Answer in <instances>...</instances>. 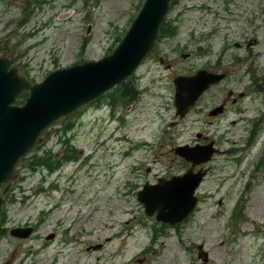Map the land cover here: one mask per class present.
<instances>
[{
    "label": "rangeland",
    "instance_id": "obj_1",
    "mask_svg": "<svg viewBox=\"0 0 264 264\" xmlns=\"http://www.w3.org/2000/svg\"><path fill=\"white\" fill-rule=\"evenodd\" d=\"M145 2L0 0V50L22 76L41 83L56 70L110 55ZM172 3L163 23L171 34L160 37L128 84L138 93L135 107L113 113L108 97L79 107L21 159L44 162L18 164L17 177L0 186V264H109L115 252L112 264H140L138 254L161 247L163 238L151 241L162 228L146 220L137 192L170 165L176 170L178 148L211 141L218 154L207 163L197 209L172 225L168 263H203L204 244L207 263L264 264V0ZM204 69L228 78L169 130L172 78ZM29 228L27 239L12 233ZM100 244L103 250L87 252Z\"/></svg>",
    "mask_w": 264,
    "mask_h": 264
},
{
    "label": "water",
    "instance_id": "obj_2",
    "mask_svg": "<svg viewBox=\"0 0 264 264\" xmlns=\"http://www.w3.org/2000/svg\"><path fill=\"white\" fill-rule=\"evenodd\" d=\"M170 1L146 0L124 40L111 55L57 70L39 84H32L20 76L18 69L11 68L12 58L0 52V185L13 180L19 161L35 148L41 134L53 123L100 98L134 74L154 48L161 24L169 12ZM14 33L15 30L8 37ZM90 33L91 26L87 34ZM253 44H257V40H253ZM165 62L160 58L161 65ZM225 77V74L202 70L193 77L177 78L178 112L182 115L188 113L207 89ZM24 91L30 92V96L24 105L17 106L15 102ZM176 152L195 167L209 163L218 151L211 143L180 147ZM206 174V170L196 173L190 170L171 181L160 180L158 186H145L138 200L148 216L157 215L159 222L181 224L198 206L197 191ZM32 232L33 229L29 228L12 233L27 239ZM102 248L101 244L88 248V251ZM198 251V258L203 264L207 263L208 252L204 244L198 246Z\"/></svg>",
    "mask_w": 264,
    "mask_h": 264
},
{
    "label": "flooded vegetation",
    "instance_id": "obj_3",
    "mask_svg": "<svg viewBox=\"0 0 264 264\" xmlns=\"http://www.w3.org/2000/svg\"><path fill=\"white\" fill-rule=\"evenodd\" d=\"M172 70H173V65H172ZM180 76H186V75H180ZM175 78H176V76L172 78L173 82H174V79ZM216 87L217 86L212 87L211 89L208 90V92L211 93L213 91V88H216ZM172 88H173V101H174L173 102V113H174L175 121H172V118H171V121L169 123L170 126L168 127L169 130H172V125H176L177 124V120H179V119H185L186 118V116L183 117V118H181V116H184V115L180 114L178 112V110L176 109V106H175V93H176V88H175L174 85L172 86ZM107 94L108 93H106L105 95H103L102 97H100L98 100H101V101L106 100V98L108 97ZM131 95H134V96H129V100H131V103L129 105H127V106H124V109L125 110L128 109L129 107H131V109H132L136 105V102L138 100V94H136L134 92ZM241 97L243 98V97H245V95H243ZM107 99H109V97ZM126 99H127V97H126ZM98 100H96V101H98ZM223 105H226V103H224ZM194 108H192L190 110V113H191L192 110L194 111ZM225 110H226V108H225ZM225 110H224V112H225ZM213 111H215V109H213L210 112V115H212V112ZM169 135H170V138H171V135H172L171 131L169 132ZM195 145L199 146L200 144H196L195 143ZM171 146H172V144H171ZM173 153L176 154L177 152L176 153L173 152ZM182 161L183 162H180L179 161L178 163L175 164L176 170H173V165H170L168 167L167 171H165V170L162 171V175H160V174H157L156 175V181H151V182L148 181V182H145L142 186L143 187L144 186H147V185L148 186H158L160 184L159 183L160 180L171 181L174 177H177L178 175L179 176L180 175L182 176V174L185 175L186 172H189L190 170H193L195 172H199L202 169L207 170V168H208V166H207L208 164H206V165H198V166H195L194 167L193 163L187 161V159L182 158ZM143 187H142V189H143ZM143 210H145V207L144 206H143ZM145 218H146V220H152V221L155 220L154 223H157V225L160 228H162V231H160V232H157L156 229L154 230V239L151 240V241H155V238L157 236H160L158 238H163V241H162L163 244L161 243L162 244L161 247H151L152 245L149 246V247H146L145 250H144L145 252L142 253V254H139L137 256L138 258H139V256H140V258L142 257L140 259V264H169L168 263V259L169 260L170 259L172 260V251H171V249L166 248L164 245H170L172 247V224L157 222L156 215L154 217H151V218L145 216ZM146 226H148V224H146ZM149 227L155 228V227H152V226H149ZM163 228H165V230H163ZM167 251H168V256L169 257L166 258L165 257V254H166ZM94 253L95 252H92V255ZM106 255H110V254L107 253ZM119 255H120L119 252L112 253L111 256H110V259H112V260H111V262H108V263L109 264H112L114 262V260H116ZM96 259L97 260H100L101 258L100 257H96ZM201 264H203V263H201ZM207 264H210V262L207 263Z\"/></svg>",
    "mask_w": 264,
    "mask_h": 264
},
{
    "label": "trees",
    "instance_id": "obj_4",
    "mask_svg": "<svg viewBox=\"0 0 264 264\" xmlns=\"http://www.w3.org/2000/svg\"><path fill=\"white\" fill-rule=\"evenodd\" d=\"M169 26L168 25H166L165 27H164V25L162 26V28H161V36L160 37H162V36H164V37H166V35H168V34H171V32L167 29ZM122 38L123 37H121L120 39H119V42H118V44L122 41ZM87 46V41L83 44V48L82 49H84L85 47ZM116 48V47H115ZM115 48H113L112 49V51L115 49ZM130 81H132V78L130 79ZM256 83H258V82H256ZM257 87H261V86H258L257 85ZM135 90V87H134V85H131V86H129L128 85V83L125 81V82H123L120 86H118L116 89H114L113 91H111V92H109L107 95H108V97H109V99H108V102H111V103H113V108H117V107H121V106H127L130 102H131V100H129V96H134V95H131V94H133L134 92H132V91H134ZM261 92L262 93H264V89H262L261 90ZM138 94V93H137ZM28 93L26 92V93H24L23 95H21L19 98H18V104H24V102H25V100L28 98ZM126 97H127V99H126ZM257 123H259L260 122V120H258V121H256ZM44 158H45V156H44ZM44 161H43V159L42 158H40V157H35V161L34 162H32V163H29L28 165L26 164V165H23V161L21 162L20 161V165H23L24 167H28V168H30V167H33L34 166V163H36V166L37 165H39V164H41V163H43ZM17 177V176H16ZM15 177V178H16Z\"/></svg>",
    "mask_w": 264,
    "mask_h": 264
}]
</instances>
